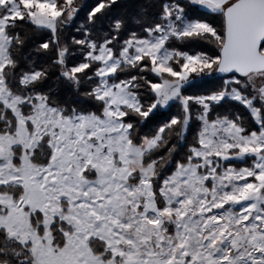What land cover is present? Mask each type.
Wrapping results in <instances>:
<instances>
[{
    "label": "snow or ice",
    "instance_id": "snow-or-ice-1",
    "mask_svg": "<svg viewBox=\"0 0 264 264\" xmlns=\"http://www.w3.org/2000/svg\"><path fill=\"white\" fill-rule=\"evenodd\" d=\"M0 264H264V0H0Z\"/></svg>",
    "mask_w": 264,
    "mask_h": 264
},
{
    "label": "trees",
    "instance_id": "trees-1",
    "mask_svg": "<svg viewBox=\"0 0 264 264\" xmlns=\"http://www.w3.org/2000/svg\"><path fill=\"white\" fill-rule=\"evenodd\" d=\"M96 2H97V0H87V2H86L85 5H91V4H94V3H96ZM128 2H129L130 4H135L136 2H138V0H128ZM129 10L131 11V8H130ZM81 15L83 16L84 13H81Z\"/></svg>",
    "mask_w": 264,
    "mask_h": 264
},
{
    "label": "rangeland",
    "instance_id": "rangeland-1",
    "mask_svg": "<svg viewBox=\"0 0 264 264\" xmlns=\"http://www.w3.org/2000/svg\"><path fill=\"white\" fill-rule=\"evenodd\" d=\"M86 2H87V0H82V3L85 5L86 4Z\"/></svg>",
    "mask_w": 264,
    "mask_h": 264
}]
</instances>
